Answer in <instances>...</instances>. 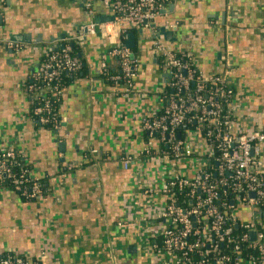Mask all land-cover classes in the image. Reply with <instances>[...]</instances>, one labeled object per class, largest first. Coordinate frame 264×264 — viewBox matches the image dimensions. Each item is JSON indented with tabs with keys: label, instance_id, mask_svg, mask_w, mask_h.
Returning a JSON list of instances; mask_svg holds the SVG:
<instances>
[{
	"label": "crops",
	"instance_id": "0c3cea01",
	"mask_svg": "<svg viewBox=\"0 0 264 264\" xmlns=\"http://www.w3.org/2000/svg\"><path fill=\"white\" fill-rule=\"evenodd\" d=\"M2 1L0 39L19 36L24 49L0 43V149L15 144L31 175L47 179L48 190L25 200L15 190L0 189V254L39 259L44 253V264H164L152 247L165 229L157 218L166 202L162 164L154 153L140 157L150 138L143 118L164 105L159 92L167 75L153 40L166 21L175 23L172 40L164 42L192 53L205 76L222 72L229 52L236 129L264 128V0L170 3L153 28L125 36L137 63V90L128 96L115 94L102 76V64L111 60L109 38L85 30L90 21L108 17L102 3L91 15L82 0ZM68 40L80 42L89 72L62 90L60 127L37 126L29 117L26 84L43 58ZM143 90L146 97L139 94ZM187 135L202 148L198 134ZM126 156L132 157L128 168ZM260 158L264 175V144ZM179 168L189 175L195 171L183 160ZM238 209L241 221L252 219ZM256 222L264 231V209Z\"/></svg>",
	"mask_w": 264,
	"mask_h": 264
},
{
	"label": "built area",
	"instance_id": "2783aa9c",
	"mask_svg": "<svg viewBox=\"0 0 264 264\" xmlns=\"http://www.w3.org/2000/svg\"><path fill=\"white\" fill-rule=\"evenodd\" d=\"M174 1L82 0L84 9L91 15L96 3H102L108 9L109 14L105 20H92L85 30L91 35L100 33L108 37L112 45L109 55L119 58L120 73L109 76L115 83V94L128 96L137 90L134 84L137 77L136 59L131 48L121 40L122 33L131 28L137 31L153 28L158 17L167 16V6ZM2 2L0 0V5ZM174 26L175 23L170 21L164 24L167 30L175 28ZM74 41L80 43L78 40ZM0 43L15 51L24 49V45L17 41L0 39ZM153 48L167 75L165 86L159 92L163 101L165 90L171 89V93L167 95V103L145 115L142 121L143 129L150 138L140 157L153 153L158 156L163 170L160 191L168 199L157 216L165 223L161 234L162 246L154 239L153 249L164 257V264H200L194 262L190 253L201 250L205 245L214 253L217 252L218 244L210 241L211 237L225 234L227 224H238L245 230L242 240H250V232H256V240L252 245L264 257V231L256 222L261 203L264 202V175L259 173L264 128L236 129L237 107L235 88L230 81L233 69L230 53L223 56L222 72L205 76L199 70H194L189 60L183 61L178 56L181 53L193 61L192 53L177 51L160 36H155ZM69 51L67 45L62 56L54 53L46 55L47 60L35 69V76L46 84L45 88L36 87L39 93L44 90H49L54 95L62 93L57 85L51 87L57 71L78 69L80 66V61L71 57ZM104 73L108 74L105 63L102 64V74ZM34 87L31 84L29 89ZM139 94L146 97L149 92L143 90ZM34 112L41 115L39 123H46V115L51 114L50 102L45 100ZM60 123L61 118L55 120L53 129H58ZM179 129H187L186 135H179ZM189 132L198 134L194 136L202 142L201 149H196L193 140L189 138L191 135H187ZM156 133H159L157 138ZM152 137L159 141L158 149L153 147ZM161 145H166L167 149H162ZM18 156H22V153L15 144L0 149V177L13 176L8 162L16 161ZM182 160L190 162L195 168L192 175L185 174L179 168ZM131 161L132 157L126 156L124 167L128 168ZM212 170L217 175L216 184L212 178ZM141 177L143 179V173ZM13 183L14 190L23 197L36 200L43 196L37 178L31 176L27 168L22 170L20 177L15 178ZM25 183L29 186H23ZM220 187L230 191H224L225 195H236H232L228 201L219 202L221 195L217 189ZM149 191L150 188H145V192ZM177 191H187L194 205L184 208L177 204L174 198ZM239 191L241 194L237 195ZM240 207L251 213V220L241 221L238 213ZM45 258L44 253L37 261L10 254L0 257V264H44ZM226 260L229 258L220 256L216 258L215 264H222ZM234 264L241 262L236 259ZM249 264L258 263L252 256ZM260 264H264V260Z\"/></svg>",
	"mask_w": 264,
	"mask_h": 264
},
{
	"label": "trees",
	"instance_id": "16d2710c",
	"mask_svg": "<svg viewBox=\"0 0 264 264\" xmlns=\"http://www.w3.org/2000/svg\"><path fill=\"white\" fill-rule=\"evenodd\" d=\"M135 31H137L135 28H131L129 31L122 33L121 40L123 42H125L126 34L128 32H135ZM67 45L70 48V51H69L70 56L78 59L80 61V66L78 69H73V70L64 69V70H58L57 71L54 80L51 82V87L57 85L59 90H63L74 78L79 77L81 75H87L89 72L88 64L85 60V57L83 56L82 46L77 41H74V40L62 41V43L58 47V49L51 51L49 53V55L51 53H54L58 56H62L63 49ZM131 51H132V54H134L135 49L132 48ZM178 56L181 57V59L183 61L189 60L191 67L194 70L198 71L195 63L192 60H190V58L182 55L181 53H178ZM46 60H47V56L45 58H43L41 63H43ZM159 61H160V59H159ZM104 63L106 65V70L108 71V74L104 73V74H102V76L104 78H106L108 80V82L110 83V85L114 88L115 83L109 79V76H110V74H119L120 73L119 58L117 56H112L111 60L109 62L105 61ZM34 76H35V72L33 71L28 82H27V84H26V89L29 93L30 102H31L29 117L32 120H34V122L36 123L37 126H42V127H47L49 129H53L54 124H55V120H60V118H61L60 111H59L60 104L62 101L61 93L54 95L49 90H47V91L44 90L42 93H39L36 90V87L45 88L46 84H45V82L42 81V79L37 78L36 76L34 77ZM31 84L35 85V87L32 90L29 89V86ZM165 91H166V95L164 96L165 97L164 104L167 103V95H169L171 93V89H166ZM45 100H48L51 104V114L46 115L48 117L47 122L44 124H41L38 122V119L41 115L36 114L34 112V109L36 107L42 106L43 102ZM178 132H179V135H181L183 137V135H186L187 129H179ZM158 136H159V133H156L155 137L157 138ZM161 148L167 149V146L161 145ZM18 162L20 164H18ZM8 164H9V167L11 168V174H13V176H11V177H9V176L0 177V189L1 188H10V189L14 190L13 181L15 180V178L20 177L22 170L24 168H27L29 171H30V169H29V166L24 161L22 156H18L16 161H10V162H8ZM211 174H212V178L214 180V183L216 184L217 175L215 174V171L212 170ZM30 175H31V173H30ZM37 181H38V183L42 189L43 194L46 193L48 190L47 179L41 178V179H37ZM23 186L27 187V186H29V184L25 183V184H23ZM217 190L219 191V194L221 195L219 198V200H220L219 202L228 201V199H230L232 197V195L233 196L236 195L235 193H233L232 195H230V194L225 195V193H223L224 191L225 192L227 191L228 193H230V191L228 189L225 190L223 187H220ZM17 193L19 194V192H17ZM239 194H241L240 191L237 192V195H239ZM174 196H175L174 198L176 199V203L181 205L184 208L185 207L189 208V207L194 205V202L190 201L189 196L187 194V191H177L174 194ZM21 197L25 200H31V199L23 197V196H21ZM166 200H168V199H166ZM260 209L261 210L264 209V202L261 203ZM226 228H227V230H226L225 234H223L221 236L211 237V239H210V241L216 242L218 244V251L214 253L212 251V249H210L207 245H205L201 250L194 251V252L190 253L194 262L200 263V264H215L216 258H218L220 256H226L229 258V260L224 261L222 264H234V261H236V259L240 260L241 264H249V259L252 256L255 258V260L258 264H260L261 261L264 260V257L261 254V252L257 248L253 247L251 240H249V239L242 240V234L245 232V230L242 227H239V226L236 227L235 224H227ZM154 239H155V242L159 246H162L163 235L160 234V235L156 236ZM235 247H238V249L235 250ZM9 253L12 256H14L13 253H11V252H9ZM9 253L6 252L4 254H0V257H5L7 255H10ZM20 258L25 259V257H20ZM31 260L37 261V259H31Z\"/></svg>",
	"mask_w": 264,
	"mask_h": 264
},
{
	"label": "water",
	"instance_id": "95a60500",
	"mask_svg": "<svg viewBox=\"0 0 264 264\" xmlns=\"http://www.w3.org/2000/svg\"><path fill=\"white\" fill-rule=\"evenodd\" d=\"M110 19H113V17H111ZM129 33V32H128ZM128 33L126 34V36L128 35ZM130 38L134 37V35L131 33L129 34ZM157 36H160L163 38V40L165 41H171L173 36H172V31L167 30L164 26L159 28V31L157 32ZM13 41H19L22 40L21 37L19 36H13L12 38ZM128 47H130L128 44H126ZM62 47V46H61ZM236 227H238V224L236 225ZM250 240L252 242H254L256 240V232L255 231H251L250 232Z\"/></svg>",
	"mask_w": 264,
	"mask_h": 264
}]
</instances>
